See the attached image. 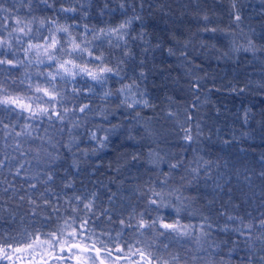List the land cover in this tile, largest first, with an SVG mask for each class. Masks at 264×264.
Segmentation results:
<instances>
[{"label": "trees", "instance_id": "16d2710c", "mask_svg": "<svg viewBox=\"0 0 264 264\" xmlns=\"http://www.w3.org/2000/svg\"><path fill=\"white\" fill-rule=\"evenodd\" d=\"M0 3L9 9L0 12V39L12 46L0 52L15 60L22 57L17 43L22 34L13 29L24 25L31 32L23 39L39 41L49 28L47 23L41 28L40 22L49 19L105 28L141 17L124 29L122 42L95 44L94 53H103L106 65L125 60L121 76L106 82L112 97L64 91L66 98L56 102V110L62 112L63 105L72 111L62 122L55 117L28 121L27 112L18 116L19 109L8 113L0 108V240L14 248L33 244L21 252L8 249L12 260L0 264H49L51 259L55 264L57 253H41L49 243L47 234L57 233L52 244L71 240L72 231H63L70 225L78 239L107 252L117 245L127 250L131 244L169 264H264V0H48L50 7L31 0V10L26 0ZM62 7L80 11L67 16ZM249 40L262 50L244 51ZM116 43L121 46L113 47ZM128 49L132 55L125 58ZM25 71L24 65H0V99L4 92L12 97L42 95L34 85L26 91ZM123 82L141 87L147 106L121 105L117 88ZM83 103L104 107L107 118L88 109L78 113ZM97 126L113 130L104 149L74 165L71 152L87 148L88 130ZM185 130L192 141L184 139ZM176 163L177 169L169 168ZM153 188L164 193L179 189L187 198L179 215L181 223L193 225L191 237L136 231L141 216L149 222L157 216L166 222L177 218V193L165 195L161 204L152 196ZM85 218L88 226L82 228ZM201 226L207 235L197 240ZM38 233L43 235L36 241Z\"/></svg>", "mask_w": 264, "mask_h": 264}, {"label": "snow or ice", "instance_id": "6c2138e0", "mask_svg": "<svg viewBox=\"0 0 264 264\" xmlns=\"http://www.w3.org/2000/svg\"><path fill=\"white\" fill-rule=\"evenodd\" d=\"M41 3L45 4L46 6L50 7L48 5V0H40ZM26 3L29 6V10H31V0H26ZM24 5H22L23 7ZM107 4H105V8H107ZM120 7L123 9L125 7L124 3H121ZM233 10L235 11V3L232 5ZM9 9L4 7L3 3H0V12H8ZM61 12L63 13H77L80 11V9L76 7H67V8H62L60 9ZM84 15L86 16L87 13L85 12ZM138 15H134L133 17L129 18L128 21L126 22H121L117 27L111 28V29H105L101 28L99 29V32H96L95 29H89L87 25L84 26L85 32L92 31V40H88L87 36L81 34L80 37H76L72 34V29L76 27V25H71V26H58L55 30V32L52 31L51 27H49V36L45 37V43L44 44H33L31 42V39H29L28 42V47L24 49L25 57L28 58V53L31 52L33 48L40 50L43 49V56L47 58V67L49 69L53 68V65L55 64V70L52 71H38L35 73L36 76L43 78V86L40 83H36L34 86V91L36 93H42V95H36L34 98L30 96H25V97H12L8 95L6 92L3 93V98L0 99V108L4 109L8 113L11 112H16L17 109L19 111L17 112V115L19 116L21 113L27 112L28 115L24 117L25 120L31 121V120H37V119H47L48 121H52L53 117L56 118L57 121H64L65 115L72 111L71 109L67 107H63L62 105V112L56 110V102H61L66 98V94L64 90L58 89L57 88V79L59 78L60 81H63L64 83H72L75 85L77 77L80 79H84L85 76H87L91 81H93L95 84H99L103 86L108 79L111 76H116L120 77L122 68L121 65L125 63V60H120L114 67L113 66H108L104 65L105 57L104 54L101 53L100 55H95L94 53V47H98L99 45H93V41H100L103 43V38L108 37V43L112 44L111 36L115 35L118 37V40H124V37L127 35V32H123L125 28H127L133 20L140 19ZM205 20L208 19L207 16L204 17ZM235 20L240 21L241 16L239 14L235 15ZM15 23L17 25L21 24V21L17 18L15 20ZM50 24L54 25L56 24V21H41L40 22V27L43 28L45 27V24ZM28 28L27 25H24L23 27H19L18 29H13V32H19L22 34L20 37L17 38V43H21L23 40V37H28L29 33L31 32V29H26ZM204 31H211L213 33L215 32H224L225 36L228 35V33L225 30L221 29H207L205 28ZM57 33H64L66 34L65 37H59ZM9 36H12V33H9ZM133 39H136V37H133ZM127 44V41H125V45ZM8 46V50H11V45L9 44L8 39H0V50H3L5 46ZM248 47L243 48L244 51H251L255 53L256 51H260L262 49H257L254 45H252L251 40L248 42ZM113 47L119 48L121 45L119 43H116L112 45ZM239 50V49H236ZM147 51V49H145ZM84 54L87 55L89 58L87 61H85V64L92 63L95 61H99L101 65L104 66H99L97 65V70H90L87 67H81V65L77 62L78 60H83L84 59ZM169 54H173L172 50L169 49ZM0 55H2L4 58H0V65H9L11 68H16L21 65H24V60H15V59H8L6 58V52H0ZM15 55V53H13ZM58 55L65 56L67 57L66 59L63 60V62H60L58 59ZM132 53L130 49L126 50L124 52V57L128 58L131 57ZM183 55V53H182ZM28 63L31 64V59H28ZM38 64L43 65L45 64L44 59H38ZM143 76V72L140 74ZM28 81V87L26 91H31L33 90V83L31 76H26L25 78ZM21 84H24L25 81L22 80L20 82ZM129 86L125 85L122 86L120 89L117 91L123 94L126 89ZM193 87H197L196 85H193ZM71 93L75 96H79L82 92H89L93 93L95 91L93 84H87L86 87L84 88H79V87H72L71 88ZM243 91V89H241ZM111 92H105L104 93V98H107L111 96ZM45 97L47 99L45 100ZM27 98L30 100V103H24V99ZM127 103L125 100L121 101V105H124ZM135 103H140V101H136ZM145 106H147V102H144ZM35 105V107L33 106ZM44 105H49V106H44ZM120 105H118L119 107ZM128 108L133 107V103H127ZM89 108L88 104H83L79 107V112L80 113H85V111ZM63 113V114H62ZM137 115H139L137 113ZM107 117H105L106 119ZM2 122V121H0ZM9 126L7 124L4 125V128L7 129ZM119 127V125H113L112 129H115ZM25 128H28V125H25ZM17 136L21 135V133H16ZM28 135H31V132H28ZM131 138V137H130ZM91 139L96 140L98 139L95 132L91 134ZM184 139L186 141H192L193 137L188 133V130H185V136ZM107 140V136L99 138L100 146L104 147V141ZM137 159V157H133V160ZM179 167V163L176 164H171L169 165L170 169H177ZM193 173H196L198 169H191ZM171 175V172L169 173H164L165 180L162 181V184L167 183V178ZM48 179L51 180L52 176L49 175ZM183 179V177H181ZM189 183H191L189 181ZM31 187H35V185H31ZM183 187V186H182ZM179 189H172L168 193H164L163 191L157 192L154 188L151 189L152 196L154 197H159V201L162 204L163 201L165 200V195L171 197L174 193H177L176 195V201H177V206L175 207V212L177 214V218L173 220L172 222H166L164 217L157 216L154 220L151 222L145 220L143 216L140 217L138 223L135 225V229L137 232H140V230H150L152 233L155 234L157 237H175V238H184V237H191L193 235V232L195 231L193 225L191 224H184L181 223V218H180V213L184 211L187 208V204L185 203V200L187 198L183 197L182 195H179ZM23 199V197H21ZM77 200H80V197H76ZM151 204L158 205L157 199H150L149 201ZM165 206H171V205H165ZM85 208L90 210V205L85 204ZM192 213H190L191 215ZM206 219V218H205ZM229 219H232V217H229ZM125 222L122 220L121 224H124ZM158 225V227H157ZM88 226V219L85 218L81 222V227L82 228H87ZM127 227H133V225L128 224L126 225ZM260 227L264 228V219L260 221ZM161 229L163 231H161ZM200 237H197V240H199L201 237L206 236L207 232L204 230L203 226L200 227ZM77 229L73 228L72 232L69 234L72 237H75L77 235ZM141 235H143V232H140ZM43 235L41 233L36 234L35 240L39 241L40 236ZM49 237V240L47 242L51 243L52 241H55L57 239V233H49L47 234ZM14 239V238H13ZM142 241H136V243H141ZM97 243H101L103 247V242L102 241H97ZM0 260H12V255L8 253V249H11L12 252H21L24 250V248H32L33 244L28 243L25 246L22 247H13L12 244L6 243L3 240H0ZM73 247H80L79 245H73ZM147 247H151V245H147ZM165 248L168 247V245H164ZM129 251L132 250V245H128ZM83 251H88L87 248L82 249ZM64 249H61V252H63ZM95 251L97 254L101 252V248H96ZM116 252H121L123 249L117 245L115 248ZM139 254V256L147 261V264H169V261L167 259H164L163 257L154 255L152 252H146L145 250L141 249H136V252L133 254ZM108 256L112 255L111 250L107 252ZM55 259L58 260H64V256H57ZM90 259H93L90 257ZM173 260L177 259L176 257H172ZM261 259H264V257H261ZM47 264V262H45ZM101 264H104L103 260H101Z\"/></svg>", "mask_w": 264, "mask_h": 264}, {"label": "rangeland", "instance_id": "374dc122", "mask_svg": "<svg viewBox=\"0 0 264 264\" xmlns=\"http://www.w3.org/2000/svg\"><path fill=\"white\" fill-rule=\"evenodd\" d=\"M62 8H67V7H62ZM61 8V9H62ZM64 15L71 16L72 13H63ZM56 21V24L50 25L52 31L55 32L56 28L58 26H71V25H76L74 29H72V34L76 37H80L81 34L87 36L88 40H92V31L85 32L84 25L77 23V22H69V21H59L56 19H49L48 21ZM118 26V25H117ZM117 26L113 27H105V29H111L115 28ZM90 30L95 29L96 32H99V29L101 28H96V27H88ZM124 32V30H122ZM59 37H65L66 34L64 33H57ZM49 36V28L48 32L39 40V41H32L33 44H44L45 37ZM125 39V37H124ZM111 40L113 42H122L123 40H118V37L115 35L111 36ZM103 41H108V37H104ZM28 42L29 38L23 39L21 42V60H24V66L26 67L25 75L26 76H31L32 83L35 86L36 83H40L43 85V78L38 77L35 75L38 71H52L55 70V64L53 65V68L49 69L47 67V58L43 56V49L37 50L33 48L31 52L28 53V58L25 57L24 49L28 47ZM100 41H93V45ZM95 55H99L96 54ZM67 57L58 55V59L60 62H63L64 59ZM28 59H31V64L28 63ZM38 59H44L45 64L40 65L38 64ZM89 58L87 57L86 54H84V59L83 60H78L77 62L81 65V67H87L90 70H97V65L99 66H104L106 65H101L99 61H95L92 63L85 64V61H87ZM87 84H93V87L95 91L93 93L89 92H82L85 95H88L90 97H104L105 92H110L108 87H106V83L101 86L99 84H95L93 81H91L87 76L84 77V79H80L77 77L75 85L72 83H64L63 81H60L59 78L57 79V85H61V87H57L58 89H62L67 92H71L72 87H79V88H84L86 87ZM129 86L126 91L121 94L120 92L117 91L118 96L120 97L121 100H125L127 103H133V106H145L144 102L146 101L148 103V99L146 96V92L142 90L141 87L130 83V82H123L118 88L120 89L122 86ZM109 97H112L109 96ZM136 101H140V103H135ZM126 103V104H127ZM83 104H88V103H83ZM81 104V105H83ZM80 105V106H81ZM89 108L88 110L91 111L96 117H100L105 119L107 115V111H105L104 107L98 106L97 104L91 105L88 104ZM79 106V107H80ZM79 107L77 108V112H79ZM95 132L96 136L98 139L93 140L91 139V134ZM113 130L109 127H92L88 130V135L87 139L89 141V145L87 148H76L74 151L71 152L73 162L76 165L77 163H80V161L86 157H94L98 153H100L104 147L100 146L99 138L107 136L108 137L112 134ZM106 141H104L105 144ZM162 230V229H161ZM63 231L68 232L72 231V226H68ZM62 231V232H63ZM72 237V236H71ZM57 243V244H56ZM73 245H79L80 247H73ZM87 248L88 251H83L82 249ZM136 247L132 245V250L129 251V248L127 250H123L121 252H116L114 251L111 256L107 255V251L101 250L99 254L95 251V249L91 246L88 245V242L86 239H78L76 236L72 237L71 240H65L64 238H61L60 241H56L55 243H48L42 248V254L43 256L48 254H56L55 256H64V260H58L55 262V264H101V260H103L104 264H147V261L143 260L139 254H133L136 252ZM61 249H64L63 252H61ZM93 258V259H90ZM49 264L53 263V260L51 259ZM158 264V262H156Z\"/></svg>", "mask_w": 264, "mask_h": 264}]
</instances>
